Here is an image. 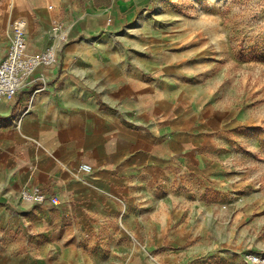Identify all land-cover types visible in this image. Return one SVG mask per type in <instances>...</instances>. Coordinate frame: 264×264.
I'll return each mask as SVG.
<instances>
[{
  "label": "crops",
  "instance_id": "obj_1",
  "mask_svg": "<svg viewBox=\"0 0 264 264\" xmlns=\"http://www.w3.org/2000/svg\"><path fill=\"white\" fill-rule=\"evenodd\" d=\"M180 6L0 0V60L16 19L27 54L53 40L54 19L67 36L54 64L0 100V264L196 260L185 238L240 114L212 77L225 33ZM24 187L57 203H25Z\"/></svg>",
  "mask_w": 264,
  "mask_h": 264
},
{
  "label": "rangeland",
  "instance_id": "obj_2",
  "mask_svg": "<svg viewBox=\"0 0 264 264\" xmlns=\"http://www.w3.org/2000/svg\"><path fill=\"white\" fill-rule=\"evenodd\" d=\"M178 2L225 33L211 49L212 77L240 114L221 156L222 178L201 195L197 231L185 238L197 251L189 264H251L247 255L264 256V0Z\"/></svg>",
  "mask_w": 264,
  "mask_h": 264
},
{
  "label": "built area",
  "instance_id": "obj_3",
  "mask_svg": "<svg viewBox=\"0 0 264 264\" xmlns=\"http://www.w3.org/2000/svg\"><path fill=\"white\" fill-rule=\"evenodd\" d=\"M51 32L53 40L39 53L27 54L25 22L16 19L12 22V38L5 57L0 60V100L14 98L23 83L39 66H50L56 62V47L67 40L63 23L52 20ZM78 171L90 173L91 167L86 163L78 166ZM21 201L28 204L44 202L57 203L55 196L48 195L37 187H24L19 192ZM251 264H264V256L249 254L246 256Z\"/></svg>",
  "mask_w": 264,
  "mask_h": 264
}]
</instances>
